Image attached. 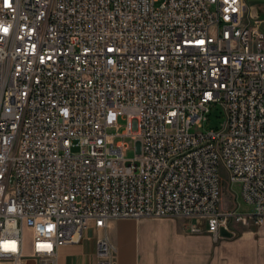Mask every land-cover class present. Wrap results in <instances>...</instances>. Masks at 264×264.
I'll return each mask as SVG.
<instances>
[{
  "label": "built area",
  "instance_id": "1",
  "mask_svg": "<svg viewBox=\"0 0 264 264\" xmlns=\"http://www.w3.org/2000/svg\"><path fill=\"white\" fill-rule=\"evenodd\" d=\"M249 13L245 0H0V264H58L93 224L97 264H118L113 220H194L215 241L263 222L264 32ZM213 106L224 122L204 131ZM221 165L253 214L221 211Z\"/></svg>",
  "mask_w": 264,
  "mask_h": 264
},
{
  "label": "crops",
  "instance_id": "2",
  "mask_svg": "<svg viewBox=\"0 0 264 264\" xmlns=\"http://www.w3.org/2000/svg\"><path fill=\"white\" fill-rule=\"evenodd\" d=\"M245 1L252 16H264V0ZM195 224L206 227L176 218L113 220L107 233L117 246L118 264H264V219L218 241L205 231L191 233L189 227ZM101 236L102 232L91 225L80 244L60 249L58 264H97V240ZM24 264L37 261L28 259Z\"/></svg>",
  "mask_w": 264,
  "mask_h": 264
},
{
  "label": "rangeland",
  "instance_id": "3",
  "mask_svg": "<svg viewBox=\"0 0 264 264\" xmlns=\"http://www.w3.org/2000/svg\"><path fill=\"white\" fill-rule=\"evenodd\" d=\"M160 4H158L159 6ZM253 17L254 20L258 19L261 23V30L264 32V16L259 14V17L252 16V13L248 14V17ZM252 22L253 19H252ZM222 109L220 106H213L211 107L210 114L208 115L207 121L204 123V131L210 130H218L221 128V125L224 122V117L222 114ZM120 124L124 126V122L121 121ZM110 133H115L114 131H110ZM129 146V151L126 153V157L128 159H133L134 157H140L142 154L141 144L138 142H134L132 140L127 141ZM77 151V149H74ZM219 175L221 178V188H222V195H221V202H220V209L221 211H230L233 209L238 208V211L242 214H253L254 209L248 205L242 198L241 190L238 186H231L229 182L228 172L226 171L224 166H220L219 168ZM178 219V218H176ZM184 220V219H178ZM249 226H244L239 224L235 230V234L241 233L243 230L248 229ZM250 228H255V226L251 225ZM28 241L27 247L25 252L27 254L31 253V247Z\"/></svg>",
  "mask_w": 264,
  "mask_h": 264
},
{
  "label": "water",
  "instance_id": "4",
  "mask_svg": "<svg viewBox=\"0 0 264 264\" xmlns=\"http://www.w3.org/2000/svg\"><path fill=\"white\" fill-rule=\"evenodd\" d=\"M221 236L223 238H232L233 237V234L231 232H228L226 229H222L221 230Z\"/></svg>",
  "mask_w": 264,
  "mask_h": 264
}]
</instances>
